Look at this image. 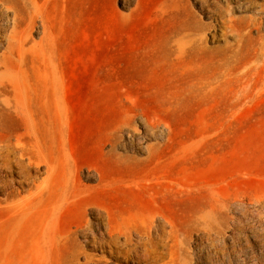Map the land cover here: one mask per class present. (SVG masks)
<instances>
[{"label":"rangeland","instance_id":"rangeland-1","mask_svg":"<svg viewBox=\"0 0 264 264\" xmlns=\"http://www.w3.org/2000/svg\"><path fill=\"white\" fill-rule=\"evenodd\" d=\"M252 1L38 0L11 65L61 85L52 121L86 193L42 242L47 164L0 168V264H264V0ZM251 15L258 31L229 20ZM11 18L0 6V58Z\"/></svg>","mask_w":264,"mask_h":264},{"label":"bare ground","instance_id":"bare-ground-1","mask_svg":"<svg viewBox=\"0 0 264 264\" xmlns=\"http://www.w3.org/2000/svg\"><path fill=\"white\" fill-rule=\"evenodd\" d=\"M253 3L250 0V4ZM0 6L12 13L7 52L0 58V168L10 170L13 164L23 163L24 157L30 160L37 158L38 163L47 164V174L51 178L48 186L52 196L51 206L38 219L45 234L39 241L49 243L56 240L51 235V224L56 213L69 203L82 199L86 187L81 183L80 176L72 168L62 147L61 122L54 124L52 121L54 116L59 119L62 114L59 95L61 85L46 80L31 82L25 79L22 71L15 70L11 65L15 56L21 57L26 50L27 30L34 17L39 14L40 4L38 0H0ZM229 20L237 21L241 30L246 28L247 31H258L261 27V21L255 15ZM42 74L45 73L41 72L40 75ZM13 118L18 120L17 127L11 126ZM53 132L57 134L54 135ZM20 166L24 171L25 167ZM85 176L93 177L90 174ZM13 195L14 190L11 189L9 196ZM25 216L24 211L17 222ZM112 231L113 229H109L108 233ZM110 238L109 241L116 240Z\"/></svg>","mask_w":264,"mask_h":264}]
</instances>
